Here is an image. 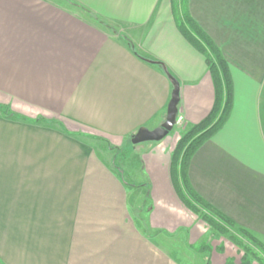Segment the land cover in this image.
<instances>
[{
	"label": "crops",
	"instance_id": "obj_1",
	"mask_svg": "<svg viewBox=\"0 0 264 264\" xmlns=\"http://www.w3.org/2000/svg\"><path fill=\"white\" fill-rule=\"evenodd\" d=\"M188 6L234 83L231 116L189 179L264 243V0ZM96 19L123 26L144 57ZM149 61L180 82L183 131L206 119L213 80L172 0H0V264H241L224 237L191 248L210 228L172 181L183 131L131 142L165 121L171 99V80Z\"/></svg>",
	"mask_w": 264,
	"mask_h": 264
},
{
	"label": "trees",
	"instance_id": "obj_2",
	"mask_svg": "<svg viewBox=\"0 0 264 264\" xmlns=\"http://www.w3.org/2000/svg\"><path fill=\"white\" fill-rule=\"evenodd\" d=\"M188 1L172 0L175 23L183 37L205 57L215 88V102L206 119L188 127L181 134L171 157L172 181L179 198L188 209L204 221L211 230L220 235H229V239L235 246L244 252L241 264H251L253 260L264 264V257L260 255V253L264 255V243L251 231L238 227L232 219L204 200L194 190L189 179V168L193 156L203 144L225 126L231 116L234 107V83L230 65L220 48L191 16ZM124 41L135 54L141 58L144 57L130 38L125 37ZM149 62L161 67L164 65L159 61ZM232 229H237L241 237L230 234ZM250 243L257 246L260 253L253 249ZM226 264H233V262L228 260Z\"/></svg>",
	"mask_w": 264,
	"mask_h": 264
},
{
	"label": "water",
	"instance_id": "obj_3",
	"mask_svg": "<svg viewBox=\"0 0 264 264\" xmlns=\"http://www.w3.org/2000/svg\"><path fill=\"white\" fill-rule=\"evenodd\" d=\"M164 71L173 84L171 99L168 104L165 121L155 129L141 128L132 138L133 145L144 142H159L165 139L175 128L176 120L179 114L180 103V82L173 77L166 66L163 65Z\"/></svg>",
	"mask_w": 264,
	"mask_h": 264
},
{
	"label": "rangeland",
	"instance_id": "obj_4",
	"mask_svg": "<svg viewBox=\"0 0 264 264\" xmlns=\"http://www.w3.org/2000/svg\"><path fill=\"white\" fill-rule=\"evenodd\" d=\"M72 6V5H71ZM73 7H75V6H73ZM95 21V20H94ZM96 24L98 25V26H100L101 28H104V29H106L107 31H111L112 32V34H115V35H119V38L120 39H122L123 41H124V38L125 37H127V35L125 34V32L124 33H121V29L123 28V26H121V25H119V24H117V23H113V22H102V21H99V20H97L96 19ZM113 30V31H112ZM263 98H264V94H263ZM262 116H263V125H264V105H263V108H262ZM183 127H182V125H176V128H174L175 129V131L177 132V131H179V129H181L180 131H183L184 129H182ZM178 129V130H177ZM184 132V131H183ZM146 192V191H145ZM144 195H143V197H144V200H145V205L143 206V208H145L146 209V207H147V205H149L148 204V193L146 192V193H143ZM181 200V199H180ZM183 203V202H182ZM184 204V203H183ZM185 205V204H184ZM146 206V207H145ZM186 207V206H185ZM187 208V207H186ZM190 210V209H189ZM191 211V210H190ZM192 212V211H191ZM193 213V212H192ZM194 214V213H193ZM198 219H200L196 214H194ZM201 220V219H200ZM202 221V220H201ZM204 222V221H203ZM205 223V222H204ZM206 224V223H205ZM239 227V226H238ZM230 234H236V235H239L240 237H241V235L239 234V232L237 231V229H232L231 230V232H230ZM254 234V233H253ZM255 235V234H254ZM216 236H217V239H219L220 237H224L226 240H228V241H231L230 239H229V235H220V234H218L217 232H215V231H213V230H211L210 229V234L208 235V237H207V239H205V238H203V240H201L197 245H195V246H191V248L192 249H194L195 251L196 250H198V249H202V251L203 250H209V249H211V245H212V241L213 240H215V238H216ZM256 237H258L257 235H255ZM260 239V238H259ZM261 240V239H260ZM247 241V240H246ZM262 241V240H261ZM232 242V241H231ZM263 242V241H262ZM233 243V242H232ZM246 243H248V241L246 242ZM234 244V243H233ZM249 244V243H248ZM235 245V244H234ZM204 246H206L205 248H204ZM250 246L253 248V249H255L258 253H260L259 252V250H258V248H257V246H255V245H253L252 243H250ZM237 247V246H236ZM238 248V247H237ZM239 249V248H238ZM239 251H240V253H242L241 255V262H242V258H243V255H244V252L241 250V249H239ZM262 254V255H261ZM260 255H261V257H264V255H263V253H260ZM229 260H231V259H229ZM253 261H255V260H253ZM232 262H233V264H235V262H234V260H232ZM257 262V261H256ZM259 263V262H258ZM260 264V263H259Z\"/></svg>",
	"mask_w": 264,
	"mask_h": 264
},
{
	"label": "built area",
	"instance_id": "obj_5",
	"mask_svg": "<svg viewBox=\"0 0 264 264\" xmlns=\"http://www.w3.org/2000/svg\"><path fill=\"white\" fill-rule=\"evenodd\" d=\"M177 124H178V125H179V124H180V125H183V117L180 116V115L177 117L176 125H177Z\"/></svg>",
	"mask_w": 264,
	"mask_h": 264
}]
</instances>
